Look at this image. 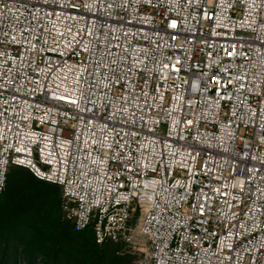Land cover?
Masks as SVG:
<instances>
[{
  "label": "built area",
  "instance_id": "1",
  "mask_svg": "<svg viewBox=\"0 0 264 264\" xmlns=\"http://www.w3.org/2000/svg\"><path fill=\"white\" fill-rule=\"evenodd\" d=\"M12 165L137 264H264V0H0Z\"/></svg>",
  "mask_w": 264,
  "mask_h": 264
},
{
  "label": "trees",
  "instance_id": "2",
  "mask_svg": "<svg viewBox=\"0 0 264 264\" xmlns=\"http://www.w3.org/2000/svg\"><path fill=\"white\" fill-rule=\"evenodd\" d=\"M59 185L12 165L0 192V264H123L118 244L98 243L92 227L78 229L64 217ZM22 251V252H21Z\"/></svg>",
  "mask_w": 264,
  "mask_h": 264
},
{
  "label": "rangeland",
  "instance_id": "3",
  "mask_svg": "<svg viewBox=\"0 0 264 264\" xmlns=\"http://www.w3.org/2000/svg\"><path fill=\"white\" fill-rule=\"evenodd\" d=\"M115 256L122 259V261L124 262L123 264H137V262H136V260L138 258L137 255L132 254L130 252H127L126 249H122L121 245H118L117 251L115 252ZM45 261H47V259L45 258L43 253H39L35 264H43ZM19 263L25 264L26 262L21 258L19 260ZM4 264H8V262L5 261Z\"/></svg>",
  "mask_w": 264,
  "mask_h": 264
},
{
  "label": "snow or ice",
  "instance_id": "4",
  "mask_svg": "<svg viewBox=\"0 0 264 264\" xmlns=\"http://www.w3.org/2000/svg\"><path fill=\"white\" fill-rule=\"evenodd\" d=\"M175 25L173 24V27H174Z\"/></svg>",
  "mask_w": 264,
  "mask_h": 264
}]
</instances>
